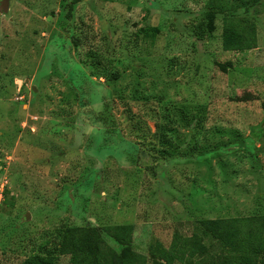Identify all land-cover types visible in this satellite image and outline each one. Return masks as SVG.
<instances>
[{
  "label": "rangeland",
  "instance_id": "rangeland-1",
  "mask_svg": "<svg viewBox=\"0 0 264 264\" xmlns=\"http://www.w3.org/2000/svg\"><path fill=\"white\" fill-rule=\"evenodd\" d=\"M206 1L0 0V264H68L66 225L117 251L120 223L131 264H160L148 244L198 218L264 213V4L253 42Z\"/></svg>",
  "mask_w": 264,
  "mask_h": 264
},
{
  "label": "trees",
  "instance_id": "trees-1",
  "mask_svg": "<svg viewBox=\"0 0 264 264\" xmlns=\"http://www.w3.org/2000/svg\"><path fill=\"white\" fill-rule=\"evenodd\" d=\"M259 4L263 5L264 0H207L205 25L211 30L216 14L238 18L246 22L249 37L254 42L255 7ZM149 30L144 31V35L152 40L156 28L151 27ZM225 66L226 64H218L221 71H225ZM213 132L224 133L219 128H215ZM226 135L232 137L233 131ZM159 139L166 149L165 146L169 145L166 136L160 134ZM206 147L202 146L198 151ZM132 232L131 223L113 224L109 227L111 240L120 246L116 251L104 244L95 226L66 225L58 232V243L54 251L67 255L68 264H131ZM180 240L181 235L174 231L168 246L153 241L148 244L147 250L160 264H230L231 259L243 251L253 253L257 264H264V213L198 218L188 236L183 239L182 249H178ZM52 251L50 249L41 254H30L18 264H53L55 255Z\"/></svg>",
  "mask_w": 264,
  "mask_h": 264
}]
</instances>
